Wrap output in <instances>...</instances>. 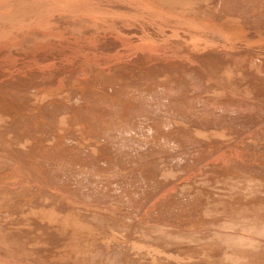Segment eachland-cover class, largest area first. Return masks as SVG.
Wrapping results in <instances>:
<instances>
[{
    "label": "rangeland",
    "instance_id": "obj_1",
    "mask_svg": "<svg viewBox=\"0 0 264 264\" xmlns=\"http://www.w3.org/2000/svg\"><path fill=\"white\" fill-rule=\"evenodd\" d=\"M83 1L74 2L87 13L91 5ZM64 4L52 3L59 7L52 16L56 9L72 11ZM199 8L197 16L185 12L180 23L172 25L176 14L167 26L160 23L165 35L159 42L118 28L135 37L134 51L122 43L84 45L106 38L111 25L99 28L103 34L84 27L74 35L59 23L57 35L68 40L55 39L51 47L70 52L41 58L43 70L17 65L16 80L7 74L13 67L2 61L5 54L20 61L29 56L0 44L6 50L0 53V101L19 105L29 118L50 110V103L62 111L46 113L28 140L0 148V227H10L22 247L44 254L64 243L59 235L78 222L109 237L114 249L141 251L139 260L151 250L162 264L202 258L211 260L207 264H264V0H204ZM81 10L74 13L82 17ZM232 20L246 41L232 35ZM11 40L18 49L30 48ZM148 191L153 197H144ZM32 206L70 215V226L34 219L25 210ZM7 244L0 232V264H32L1 251ZM108 247L93 251L105 254ZM120 248L124 256L128 251ZM129 254L124 258L138 251Z\"/></svg>",
    "mask_w": 264,
    "mask_h": 264
},
{
    "label": "bare ground",
    "instance_id": "obj_2",
    "mask_svg": "<svg viewBox=\"0 0 264 264\" xmlns=\"http://www.w3.org/2000/svg\"><path fill=\"white\" fill-rule=\"evenodd\" d=\"M56 1H61L62 3H65L69 7L68 8L69 11L70 10L72 11L67 12L68 11L67 10L66 12H64L63 10V12H59L61 9H56L57 11H55L54 12L55 14L52 16L51 12H53L55 7L59 8L57 7L58 5L55 7L51 5L52 3L54 4ZM74 1L73 0H0V44L1 45L7 44V47H9L8 45H10L11 47L9 49L11 50H8V52H14L12 50L15 49L17 53H23V56L24 55L29 56V58L26 57L24 59H21L22 61H20V58L19 57L17 58V56L16 57L8 56V54L7 55L5 54V56L9 57L5 59L4 55H3L4 58L1 57L0 55V58H3L2 61L5 62V65H7L10 68L13 67V70H8L7 72V74L9 72L11 74L9 76L10 80H16V78L21 73V72H17L18 70L17 71L14 70L15 69L14 67H16L19 64H24V66L26 65L27 67L25 68L27 69L43 70L44 66H39L40 65L39 60L41 58H49V57L54 58V57H59V56L64 57L67 53L70 52V51L68 52L66 49H61L62 47L60 49H54L51 47L52 45H54L53 42L55 39L56 40L60 39L64 41L68 40L64 38V36L62 37V36L57 35L60 32V30H58L57 28L59 23H63V25L65 26L64 29L66 30L68 29L69 31L74 32V35L75 34L79 35L81 28H84V27H86L87 29L89 27H92L93 28L92 31L95 30L99 32L100 34H103L100 32L101 30H103V28L102 29H99V28H101L104 25H106V27L108 25H111L112 26V27L110 26L111 29L121 28L123 31L129 32V35L134 34L135 36V33H138L139 35L135 36L136 38L143 36V38H140V40L145 39L147 41L149 40V42L151 41L159 42V41H163L162 35H165V34L161 35V33L164 32L163 28L165 27L163 24L167 23L166 24L167 26L170 23V22L168 23L167 21H170L169 18L172 14H176L178 16V18L172 21V25L174 22L176 23L182 22V18L180 17L185 12L187 13L190 10H193V13L196 14L197 16L200 13L199 7L201 5V1H204V0H87L89 1L91 5L90 7H87L85 9L87 10L86 11L87 13L83 12V10H81L83 8H79V4H75ZM87 1L85 0L83 2L85 3ZM206 1H209V0H206ZM78 3L80 2L78 1ZM65 4L64 6L66 9ZM86 6H89V4ZM75 9H80L84 15L82 14V17H81L79 16L80 13L77 14L76 11L74 13ZM117 9L122 10V11H117V12H121V13L123 12V13L116 14L115 10ZM112 10L115 11V12L113 11L114 14L112 13ZM56 12H59V13H56ZM135 12H137V14L140 13L142 17H139L140 16L139 15L138 16L139 18L137 17L138 19L137 18L135 19L134 14H133ZM185 16L187 17V15ZM139 21L142 22L141 23L142 25L138 23ZM31 22H33L32 25H35L34 23H37L38 26L34 28H29V27H32V25L29 26ZM160 23H163V24L161 25ZM225 23L229 24V22L227 23L226 21ZM136 24H138L137 25L138 28L136 27ZM59 25H62V24H59ZM174 26L179 27L178 25H175V24ZM229 27H230L232 35L236 38L237 41L247 40V36L245 32L243 31V28L240 27L238 21L232 20V22H230V26H228V29ZM111 29H109L108 27L107 29L108 33H105L107 34L106 38L104 36L92 37V38L87 39L84 45L87 46L88 45L87 42L93 43L95 41L96 42L99 41V43L100 42L103 43L105 41V43H108L107 46L109 47V49L110 47L111 48L113 46L115 47L118 44L120 47L121 46L120 43H122V44L127 45L129 50H133V49L135 50L134 45H136L138 42H136V44L134 43L135 41L132 39V37L134 36H129V35L127 36V33L120 32L121 30L119 29L115 31ZM67 33L69 34L70 32H67ZM78 35H76V37H79ZM12 38H15L16 40H22L23 42H25L26 45L30 46V48L28 47L29 50H27V48H26V51H23L20 48L18 49L17 45L11 40ZM133 43L134 45L132 46ZM119 47L117 46L115 50L120 49L122 46L120 48ZM68 48H71V47H68ZM101 48L103 47L101 46ZM104 48H106V44ZM137 48L138 47H136V49ZM4 50L5 49L0 47V53L3 52ZM77 50H79V48H77ZM138 51L140 52L142 50L138 48ZM75 52H78V51L75 50ZM113 52H114V49H113ZM30 55L32 56L30 57ZM114 56L116 58L119 57L118 53L115 54ZM121 57H124V56H121ZM135 58L140 60V58H142V55L139 54ZM7 74L5 75L8 76ZM22 74H25V73L23 72ZM45 94L46 93H43V96H45ZM10 100L13 103L17 102L15 98L13 97ZM49 105H50V110L48 111L43 110L41 112H38L37 116L33 118H29V117L24 116L23 111L19 105L7 103L5 100H1L0 101V138H6L7 143H9L10 145H8L7 143H3V144H0V148L1 149L9 148L11 146V143L19 142V140L23 138H27L26 140H28V138L31 135V133L29 132L37 131L36 126L38 125L39 121H41L42 119H45L44 115L46 113H51V115L56 116L60 112H62L60 110L61 106L58 103H52V104L50 103L48 104V106ZM12 111H15V114L14 112L12 114ZM16 151L22 152L21 149H18ZM151 191L145 192L144 197L148 196L147 198H150L149 195ZM82 194L87 195V192L82 191ZM152 195L153 194H151L150 196ZM143 200L141 201V203L143 202L145 203L146 200L149 202L151 199H146L145 201ZM138 205L139 207H142L141 206L142 204H138ZM152 205L154 204L152 203ZM25 210H27L26 214L32 215L34 219L41 220L42 222L45 221V222L52 223L54 224L55 227H58L60 229H66L70 226L69 225V218H71L70 215L60 216V217L57 215L53 216L52 214L48 213V211H46L44 208H38L37 206H32ZM180 222L181 220L178 221L179 225H183L182 224L183 221L181 222V224ZM184 222L186 224L185 227H187V224H190L189 227H191L192 224H194L190 221H184ZM137 223H136V226L138 225L140 226V224L137 225ZM194 226L196 225L194 224L193 227ZM141 227L142 225L137 228H141ZM146 227L147 226H143L142 228L145 229ZM0 232L4 240L8 241V244L6 245V247H1L2 249L1 251H3L5 254H8V255L20 257L32 264H44V263L46 264H97V263H100V264H147L149 260L150 262L148 264H162L163 263L162 262L163 259L160 260L161 258L156 256L155 252L151 250L147 251L146 253H143L144 255L141 254L143 257L145 256L144 258H147L148 260L147 259L142 260L144 259L143 257L140 260L139 258L137 259L141 251L135 250L133 247L129 248L130 250L129 249L127 250V248L123 249L124 246L117 245L116 247L114 245L115 248L118 250L117 251L116 249H114V247L112 248L113 245H111L109 237H106V236L102 237V235L100 237V234L96 233L93 228L87 227V225L83 223H78V222L75 223V225L71 226V230L69 231V233L70 232L71 233L68 238H66V235H68L69 233L68 234L65 233L63 236L59 235V238H62V239L64 238L62 240L64 241V243H61L60 241L59 244H56V246H52V248H50L49 251L45 252L44 254L38 253V252H30L25 248V246L22 247L23 245L22 239L20 238L17 239L13 237L11 235L12 230L10 227L1 226ZM194 233L195 232H193V234ZM193 234L191 232V233H188V235L187 233H185L184 235L186 236L191 235L192 237ZM164 240L167 242L170 241V240H167V238ZM170 242H168L167 244L169 245ZM167 244L164 246H167ZM108 245H111V246L108 247ZM107 247H108L107 251L106 250H105L106 252L104 251L105 254L103 253L97 254L96 252L94 253L93 251L95 248L97 250V248H107ZM120 247H122L123 252L126 249V252L128 251L127 252L128 254L133 251L134 255H136L138 251V254L135 256L136 258H129L130 255L134 257L132 253L129 254V256H126L129 259L124 258L125 254L126 255L128 254L124 252L125 253L124 256L120 255V252L122 251L120 250L121 249ZM20 248H22L23 250H20ZM61 249H64L65 251L63 252ZM110 249L115 250V251L111 252ZM60 250L63 252V254L60 253ZM102 250L104 249H101V251ZM121 254L123 253L121 252ZM43 256L46 257V260L42 259ZM157 258L159 259L158 263L156 262ZM94 260L96 263L94 262ZM210 261L211 260H209V258L207 259L202 258L198 260L196 259L195 261H190L191 263L189 264H207V263H210ZM168 264H173V263H168ZM181 264H184V263H181Z\"/></svg>",
    "mask_w": 264,
    "mask_h": 264
}]
</instances>
